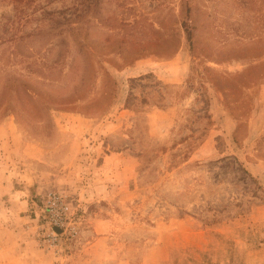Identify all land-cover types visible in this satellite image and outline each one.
<instances>
[{"label":"rangeland","instance_id":"1","mask_svg":"<svg viewBox=\"0 0 264 264\" xmlns=\"http://www.w3.org/2000/svg\"><path fill=\"white\" fill-rule=\"evenodd\" d=\"M71 3L0 0V264H242L263 241L242 232L264 228V0H101L89 61L36 30ZM51 190L82 220L59 252L37 232Z\"/></svg>","mask_w":264,"mask_h":264},{"label":"trees","instance_id":"2","mask_svg":"<svg viewBox=\"0 0 264 264\" xmlns=\"http://www.w3.org/2000/svg\"><path fill=\"white\" fill-rule=\"evenodd\" d=\"M16 1H22V0H15V2ZM100 1L101 0H72L71 4L69 5L66 4L65 7L62 9L46 10L47 14L49 15L45 19H43V21H45L46 24L45 26H39L36 30H39V31L42 30L43 32L46 33V35H50L51 36L50 39L52 40L54 39V37L59 36V43L61 45L65 44L64 46H66L65 48H63L64 52L66 50L67 51H73V50L77 51V55H76L77 58L83 55L84 57L83 59L85 61H89L93 53L88 44L90 27L93 23L91 14L93 10L96 11ZM16 10H17V16H22V14L26 11L24 6L23 7L19 6ZM188 13H190L189 9L186 10L187 15ZM102 17L106 18L104 16ZM106 19L107 20L109 19V21L112 22L110 24L112 29L120 28L124 24L133 26V23H129L127 22L126 19L119 18L117 16L115 17V16L110 15V16H107ZM181 24L184 27L187 39L191 40V45H192L193 42H192L191 23H189L188 20L185 18L184 20H182ZM23 36H26V34H19L17 36H14V38H16L17 40V37L19 38ZM112 52H115L121 55H123L124 53L120 45L114 48ZM99 68H101L103 71V75L101 74L102 78H110L113 84L112 92L110 96L108 97V104L110 105L116 97L117 81L115 80L113 75L110 73V71L107 69V67L103 65V63L99 65ZM78 98H81V97L78 96L74 100L76 101ZM63 100L73 102L72 99H69L67 97H63Z\"/></svg>","mask_w":264,"mask_h":264},{"label":"built area","instance_id":"3","mask_svg":"<svg viewBox=\"0 0 264 264\" xmlns=\"http://www.w3.org/2000/svg\"><path fill=\"white\" fill-rule=\"evenodd\" d=\"M43 223L38 228L39 243L47 249L59 252L73 243L80 232L81 218L72 200L58 190H51L41 207Z\"/></svg>","mask_w":264,"mask_h":264},{"label":"crops","instance_id":"4","mask_svg":"<svg viewBox=\"0 0 264 264\" xmlns=\"http://www.w3.org/2000/svg\"><path fill=\"white\" fill-rule=\"evenodd\" d=\"M130 70H133L134 71L133 73H135V75H137L139 73L141 74L142 71H146L147 69H146V66L144 68L142 66V64H138L137 63L133 67H131L130 69H126V72L128 73ZM4 129H5V126L1 125L0 126V132L2 130H4ZM3 156L6 157L5 152H4ZM3 156H0V157H3ZM250 164L252 166L251 170H252L253 174L256 177H259V179L262 180L261 182L264 183V164H262L261 162H258V161H253V163L251 161ZM13 187L14 186H12V184H10L8 182V186H7V188H6L4 193H8V194H11V195H17L16 190L13 191V189H14ZM28 203H29L28 202V198L27 199L23 198V199H21L20 204L18 205V207H27ZM259 217H262V218H258L257 219L258 222L261 223V225H264V216H259ZM248 227H250L251 230L254 229L253 225L252 226H248ZM109 228H111V227H109ZM224 229H225V227L223 226V228H221L220 230L221 231H225ZM249 231H250V229H246V230H244V232H242V234L245 235L247 241H250V242L256 241L257 242L258 239L259 240L262 239L263 241H260L258 243L257 250L249 251V252H247V254H245V256H243L244 262L242 264H264V228L263 227L256 228V230H254V232H253L254 233L253 234L254 237L251 236V232H249ZM258 231H259V233H258ZM237 236H239V235L237 234ZM31 242L32 241L29 240L28 243L30 244ZM226 260H227L228 263L232 262V256L231 255L227 256ZM224 263H225L224 260L221 261V264H224Z\"/></svg>","mask_w":264,"mask_h":264}]
</instances>
